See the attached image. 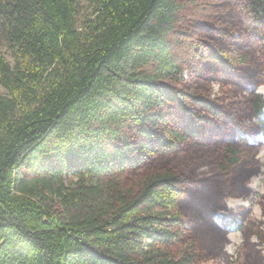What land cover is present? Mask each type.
<instances>
[{"label": "trees", "instance_id": "1", "mask_svg": "<svg viewBox=\"0 0 264 264\" xmlns=\"http://www.w3.org/2000/svg\"><path fill=\"white\" fill-rule=\"evenodd\" d=\"M235 1L264 57V0H0V264H206L244 229L219 195L264 95L257 131L203 146L224 114L205 68L252 74Z\"/></svg>", "mask_w": 264, "mask_h": 264}, {"label": "rangeland", "instance_id": "2", "mask_svg": "<svg viewBox=\"0 0 264 264\" xmlns=\"http://www.w3.org/2000/svg\"><path fill=\"white\" fill-rule=\"evenodd\" d=\"M233 12L240 24V31L234 30L232 34L235 38L244 37L243 44L250 46L254 54V63L251 69L252 74L240 67L236 69V72H231L215 64H209L204 70V76L201 78L207 77L209 81L208 88L205 87L206 92L211 99L223 107L224 111L223 116L206 129L203 146L207 149L208 159H210L209 150L221 151L217 147L221 148L228 142L234 144L238 136L240 139L241 135L247 136L254 130L257 131V119L249 110L251 91L264 95V57L258 51V44L247 34L250 28L248 16L237 1L233 4ZM2 51L13 62L7 49L2 48ZM184 76L186 82L190 84L191 73L186 70ZM230 118L239 119L244 128L235 126ZM252 146L249 149L248 159L239 168L241 170H238L239 173L235 171L231 176L232 181L224 183L222 193L219 195L222 207L217 211L220 219L230 223L235 219L244 222V229L232 227L228 233L220 230L222 236L217 249L208 251L206 264H264V243L257 234V231H264V141L260 138L255 139ZM202 165L196 170L197 175H210L211 166L205 163ZM244 171L248 172L244 177V184L234 188L233 181L240 182V174ZM187 218L189 227L194 229L191 223H194L195 218L192 214H189Z\"/></svg>", "mask_w": 264, "mask_h": 264}]
</instances>
